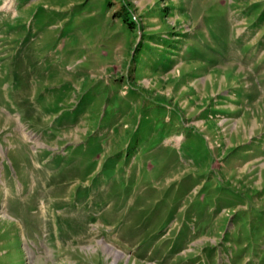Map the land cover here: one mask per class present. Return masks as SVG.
I'll list each match as a JSON object with an SVG mask.
<instances>
[{
    "label": "rangeland",
    "instance_id": "1",
    "mask_svg": "<svg viewBox=\"0 0 264 264\" xmlns=\"http://www.w3.org/2000/svg\"><path fill=\"white\" fill-rule=\"evenodd\" d=\"M0 264H264V0H0Z\"/></svg>",
    "mask_w": 264,
    "mask_h": 264
},
{
    "label": "bare ground",
    "instance_id": "2",
    "mask_svg": "<svg viewBox=\"0 0 264 264\" xmlns=\"http://www.w3.org/2000/svg\"><path fill=\"white\" fill-rule=\"evenodd\" d=\"M10 2H11V0H10V1L7 0V3H10ZM5 184H6V183H4V185H5Z\"/></svg>",
    "mask_w": 264,
    "mask_h": 264
}]
</instances>
